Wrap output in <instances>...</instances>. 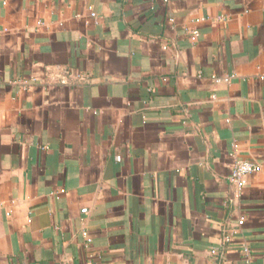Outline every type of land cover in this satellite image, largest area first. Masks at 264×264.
Returning a JSON list of instances; mask_svg holds the SVG:
<instances>
[{"label":"crops","instance_id":"crops-1","mask_svg":"<svg viewBox=\"0 0 264 264\" xmlns=\"http://www.w3.org/2000/svg\"><path fill=\"white\" fill-rule=\"evenodd\" d=\"M263 75L264 0H0V264H264Z\"/></svg>","mask_w":264,"mask_h":264},{"label":"built area","instance_id":"built-area-1","mask_svg":"<svg viewBox=\"0 0 264 264\" xmlns=\"http://www.w3.org/2000/svg\"><path fill=\"white\" fill-rule=\"evenodd\" d=\"M92 16H94V15H92ZM194 35L196 36L197 34L194 33ZM232 77L233 76H228L227 78L216 79V82L224 81V82L228 83ZM261 80L264 82V75L261 77ZM257 171H258L257 165L250 163V162L242 161L239 159H234V162L231 166L230 174L228 176V181L232 185V187L234 188L235 196L237 198L240 197L241 192L247 183L248 177L251 176L252 174H255ZM242 225H243V219L241 218L237 222L236 227H241ZM231 229L232 230L230 231V233L228 235H226L223 239L224 243H226V244H228L232 241L231 235L235 231L233 230V228H231ZM82 235L84 236V238L87 239V242L89 243L90 240L87 238V233L83 232ZM242 253L244 254L245 259L249 260V258H250L249 249L246 247L243 248ZM89 264H92V263H89Z\"/></svg>","mask_w":264,"mask_h":264}]
</instances>
